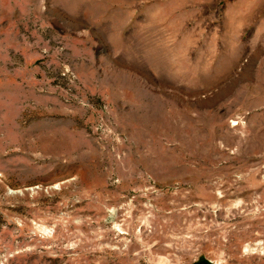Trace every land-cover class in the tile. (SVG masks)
Wrapping results in <instances>:
<instances>
[{"label": "rangeland", "instance_id": "1", "mask_svg": "<svg viewBox=\"0 0 264 264\" xmlns=\"http://www.w3.org/2000/svg\"><path fill=\"white\" fill-rule=\"evenodd\" d=\"M0 264H264V0H0Z\"/></svg>", "mask_w": 264, "mask_h": 264}]
</instances>
